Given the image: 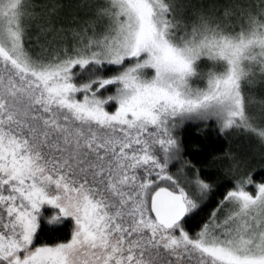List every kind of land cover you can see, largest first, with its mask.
<instances>
[{
    "label": "snow or ice",
    "instance_id": "6c2138e0",
    "mask_svg": "<svg viewBox=\"0 0 264 264\" xmlns=\"http://www.w3.org/2000/svg\"><path fill=\"white\" fill-rule=\"evenodd\" d=\"M0 264H264V0H0Z\"/></svg>",
    "mask_w": 264,
    "mask_h": 264
},
{
    "label": "trees",
    "instance_id": "16d2710c",
    "mask_svg": "<svg viewBox=\"0 0 264 264\" xmlns=\"http://www.w3.org/2000/svg\"><path fill=\"white\" fill-rule=\"evenodd\" d=\"M181 137L189 158L201 168L211 163V158L217 150L228 146L222 135L203 124L198 126L186 125L181 130ZM257 169L259 170L258 165ZM256 179H260V176L257 175ZM208 210L206 209V211Z\"/></svg>",
    "mask_w": 264,
    "mask_h": 264
}]
</instances>
